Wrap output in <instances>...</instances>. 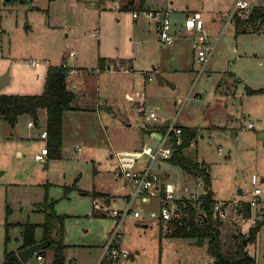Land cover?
Segmentation results:
<instances>
[{
    "label": "rangeland",
    "instance_id": "374dc122",
    "mask_svg": "<svg viewBox=\"0 0 264 264\" xmlns=\"http://www.w3.org/2000/svg\"><path fill=\"white\" fill-rule=\"evenodd\" d=\"M125 1L0 0V71L11 77L0 94H40L46 68L60 65L63 58L66 66H76L68 69L75 73L68 75L67 88L77 84V89H71L77 110L65 117L58 158L42 162L33 158L43 144L37 139L44 128L43 115L29 138L24 119L16 132L0 120V263L4 244L14 251L20 244L19 224L43 220L45 194L63 216L64 262L71 258L75 264H95L113 219L94 214L91 190L116 193L120 180L114 153L143 143L154 146L156 141L148 137L155 128L151 125L172 121L194 129L186 155L205 166L212 197L223 205L219 230L224 249H234L240 238L247 237L253 221L264 219V190L248 211L244 209L252 174L262 179L264 189V92L245 93L246 88H264V23L246 24L244 32L225 25L218 33L234 0H166L177 8L186 5L218 16L204 28L213 49L199 72L187 38H176L170 45L159 43L152 26L142 23L148 21L140 18L132 25L130 10L123 9ZM252 1L264 6V0ZM169 18L172 30H177L181 12H171ZM69 52L73 57H68ZM98 57L118 59L134 71L116 68L94 74ZM149 112L155 120L147 119ZM152 169L168 173L165 183L175 196L181 185L193 186L194 177L167 160L160 161L158 168L153 163ZM78 189L88 193L78 195ZM164 190L160 184L159 192ZM113 205L121 207L122 200ZM107 208L98 209L104 214ZM131 210L138 216L127 215L121 222L119 241L127 255L119 259L120 264H213L205 239L166 235L154 198L133 200ZM33 232L40 237L38 225ZM244 241V250L255 264L264 263V220L254 240ZM44 253L41 262L32 255L20 264H47L51 253Z\"/></svg>",
    "mask_w": 264,
    "mask_h": 264
},
{
    "label": "trees",
    "instance_id": "16d2710c",
    "mask_svg": "<svg viewBox=\"0 0 264 264\" xmlns=\"http://www.w3.org/2000/svg\"><path fill=\"white\" fill-rule=\"evenodd\" d=\"M52 1V0H49ZM131 4H125L126 9ZM264 23V6L257 5L251 9L239 12L234 19V28L242 29L245 25L260 26ZM102 59L97 60V68L102 66ZM68 69L60 64L57 66H48L44 73L42 91L38 95H4L0 94V120L4 121L10 128L16 122V118L20 115H27L34 125L37 124V111L44 110V131L46 132L45 146L47 147V155L49 158H58L60 156L61 145V115L64 111H75L76 107L72 106V102L76 95L66 88V77ZM264 92L263 89L250 90L246 88V94ZM181 131V143L176 145L174 138L171 140L172 152L168 162L177 165L182 171L190 176L200 177L204 183L205 193L200 195L199 208L204 212L200 214L199 223L191 220V215L196 211L195 204L185 199L176 200L175 203L183 212L178 221H169L166 224V235L170 237L192 238L196 241L206 240V252L212 259L213 264H255L254 257L247 254L244 250L247 242L253 241L263 222L262 220H254L253 225L248 229L247 237L240 238L236 242L234 249L225 250L220 240L219 224L220 220L212 218L211 208L214 198L209 189L210 178L205 166L190 159L184 152V148L189 142L195 138L193 129L187 127H179ZM164 130H160L163 133ZM92 196H101L104 199L107 194L92 191ZM163 194V193H162ZM54 200H47L45 194L42 201L43 220L40 223L24 222L20 225L21 244L19 248L26 247L37 242L33 238V230L36 225L41 229L39 241H48L44 247L35 254L43 256L45 250L50 251V261L47 264H63V250L66 245L62 237V218L53 209ZM245 210L248 211V204L244 203ZM96 214V213H94ZM98 215H103L99 213ZM54 230V236L51 232ZM7 236H4V242ZM14 250H6L5 244L2 251V260L0 264H20ZM264 264V263H263Z\"/></svg>",
    "mask_w": 264,
    "mask_h": 264
},
{
    "label": "built area",
    "instance_id": "2783aa9c",
    "mask_svg": "<svg viewBox=\"0 0 264 264\" xmlns=\"http://www.w3.org/2000/svg\"><path fill=\"white\" fill-rule=\"evenodd\" d=\"M139 2L140 0H132ZM257 3V2H256ZM251 0H234L229 9L225 25H234V19L239 12L251 9L257 4ZM259 5V4H258ZM113 9V6L112 8ZM130 18L133 21H138L140 18L151 22L155 28L157 40L164 45H170L173 40L172 36V22L170 21V12L166 9H148L137 5L129 8ZM181 28L185 31H192L197 34L195 41L192 43V50L195 51L194 62L199 65V72L202 71L208 58L211 56L213 45L208 43L206 36L203 33V23L197 15H186L181 22ZM71 56V53H69ZM36 66V63H32ZM120 69L118 62L113 64H102L96 72H110L114 69ZM198 72V73H199ZM149 79V78H148ZM147 119L155 120L153 112L147 114ZM27 127H34L35 125L30 120L26 123ZM250 128V125L247 126ZM148 137L155 140L156 144L151 146L149 144H141L139 148L133 150H121L114 153L115 165L119 176L118 191H123L125 196L122 198V206L105 207L106 216L113 219V225L106 233L105 240L101 246V253L95 264H118L121 257L127 255L124 248L118 245L121 231V222L127 216H138L136 210H131L133 200L140 202H147L150 198H154L158 203V218L164 222L178 221L181 219L183 212L179 209L176 200L185 199L188 202L195 204V213L191 215L193 222L199 223L201 220L200 214L204 213L199 208L200 195L205 193L204 183L200 177L193 180L192 188L186 185L179 187V195L175 196L171 191L164 188L163 194L160 191V181L158 171L152 169V164L156 163L159 167V162L167 160L171 155V140L174 138L176 145L180 144L181 131L178 126L174 125L172 121L165 126L164 132L157 134L151 131ZM38 139L46 141V132L41 130L38 134ZM193 141H190L188 146H191ZM185 147L184 150L187 148ZM47 156V147L45 144L34 153L33 158L36 161L42 162ZM250 184L252 189L248 192L250 199L247 201L249 206H253L257 197L263 192L262 179H257L254 174L250 176ZM200 189V190H199ZM183 193V194H182ZM99 208V206H98ZM212 218L222 220L225 216L223 205L220 202L214 201L212 208ZM36 261L41 262L42 256L33 254ZM63 264H72V262H63Z\"/></svg>",
    "mask_w": 264,
    "mask_h": 264
},
{
    "label": "crops",
    "instance_id": "0c3cea01",
    "mask_svg": "<svg viewBox=\"0 0 264 264\" xmlns=\"http://www.w3.org/2000/svg\"><path fill=\"white\" fill-rule=\"evenodd\" d=\"M252 1V0H251ZM253 2V1H252ZM124 3H126V5L129 3V4H131L130 6L131 7H136L137 5H141L142 7H145V8H148V9H166V10H168L170 13L171 12H178V11H180L181 12V19H183L186 15H188V16H192V15H197L200 19H201V21H202V23H203V33H204V35H205V31H204V28L208 25V24H212L213 23V19L215 18V19H217V14L213 11V12H211V13H209V12H203L202 10H200V9H193V8H191V7H188V6H186V5H184V7L182 8V7H176V6H174L170 1H166V0H157V1H155V2H153V4H150L149 2H147L146 0H140L139 2H136V1H132V0H126ZM123 3V4H124ZM69 4H71V5H73L72 6V8H75V5L73 4V3H71V2H69ZM92 5V7H93V4L91 3L90 4V6ZM231 6H232V3L230 4V7L228 8V9H230L231 8ZM126 9H129V7H127ZM182 9V10H181ZM227 9V10H228ZM229 11V10H228ZM228 13V12H227ZM227 15V14H226ZM180 19V20H181ZM225 19H226V17H225ZM225 19L222 21V22H220L219 23V25H218V33H220V32H222V29H223V27H224V23H225ZM146 21V20H145ZM142 23H144L145 25H151L152 26V30H153V32H154V35H155V38H156V40H157V36H156V31H155V28H154V26H153V24L151 23V22H144V21H142ZM174 23H175V21H174ZM137 24V21H133L132 20V25H136ZM229 26V25H228ZM232 29H234V25L232 26H230ZM245 31V27L244 28H242V32H244ZM234 32H235V29H234ZM90 36L93 38V39H96L97 40V35L96 34H90ZM172 36H173V40H175L176 38H187L189 41H190V46L192 45V43L195 41V39H196V36H197V34L195 33V32H192V31H185V30H183L182 28H181V22L179 23V25H178V27H177V30L176 29H174V30H172ZM206 36V35H205ZM191 50H192V48H191ZM193 52V51H192ZM69 53H71V56H69ZM68 53V57H73V53L72 52H69ZM98 59H102V63L103 64H106V63H108V64H113V63H115V62H118V64H119V66H120V71H122V68H125V69H123L124 71V73L125 72H127V71H131V72H133L134 70L132 69V67H129L128 65H127V63H126V65H124L123 63H122V61H120V60H118V59H115V60H112V59H109V60H104V58H101V57H98L97 58V60ZM193 60H194V57H193ZM61 64L62 65H64L67 69H71V68H75L76 66H73V67H68V66H66V61L64 60V58H63V61L61 62ZM96 69H97V64H96V67L95 68H93L92 69V71H93V73L94 74H96ZM2 72H3V70H1L0 71V75L2 74ZM71 73H72V75L75 73L74 71L72 72V71H68V73H67V77H68V75L70 76L71 75ZM99 73V72H98ZM44 77V76H43ZM67 77H66V80H67ZM147 80H148V77H147ZM10 81H11V77H10V75H8V82H7V84L5 85V86H7V85H9V83H10ZM67 83V82H66ZM67 85V84H66ZM5 86H3V87H5ZM3 87H1V88H3ZM66 88H67V86H66ZM173 88V87H172ZM68 89V88H67ZM75 90V89H77V84H71L70 85V89H68V90H70L72 93H74V91H72V90ZM250 90H252V89H250ZM75 94V93H74ZM138 108V110L140 109V107H137ZM72 113V111H64L63 113H62V115H61V140H62V136H63V131H64V120H65V117H66V115H69V114H71ZM41 115H43V118H44V120H45V112H44V110H38L37 111V123H39L40 122V118H41ZM21 119H24V121H25V129L28 131V133H25L26 135V138H29V137H31L32 135H34L33 133H32V131H33V128L32 127H27L26 126V123L28 122V121H30V118L27 116V115H20V116H18L17 118H16V122H15V124H14V126L12 127V128H10L13 132H16L17 131V129H16V127H17V125H19V123H20V121H22ZM36 126V125H35ZM165 126H166V124H156V125H151V127H155L154 128V130H152V131H155L157 134H159L160 133V130H164L165 129ZM44 127V126H43ZM179 127V126H178ZM44 129V128H43ZM189 129H192V128H189ZM194 130V129H193ZM21 138V137H20ZM38 139V138H37ZM37 141H39V140H37ZM43 144H45V141H42V140H40ZM193 141V140H192ZM43 144H41L40 145V147L41 146H43ZM126 150H129V149H126ZM36 151V150H35ZM20 152H17V154H19ZM185 154H186V150H185V152H184ZM46 159L48 160V159H53V158H49L48 157V155L46 156ZM55 159V158H54ZM191 159V158H190ZM192 160H194V161H196L197 162V160L196 159H192ZM185 173V172H184ZM187 174V173H186ZM158 175H160L162 178H161V180H160V184H163V186H164V188H166L167 190H169V191H171L172 192V190H171V188H170V185H168L167 183H165V178L168 176V173L167 174H165V173H158ZM187 175H189V174H187ZM117 178H119V176H118V173H117ZM190 176V175H189ZM190 177H192V176H190ZM159 179H160V177H159ZM196 178H194V180H195ZM183 185H185V184H183ZM73 186V185H72ZM68 189H70V187H68ZM79 190V193H78V195H86L87 193H88V190H84V189H78ZM68 191V190H67ZM92 191H95V190H91V192ZM97 192H98V190H96ZM102 193V192H101ZM105 194H107V197L104 199V197H101V196H92V194H91V197H92V199H91V210H93V212H95L96 214H99L100 213V211H99V209H98V206H105V207H108L109 205L110 206H114L113 204H114V201L115 200H117V199H121L122 200V198L125 196V194H124V192L122 191H120V192H118V190H117V192L116 193H106V192H104ZM119 197V198H118ZM100 198H103V200H100ZM48 200V199H47ZM101 201H103V203H101ZM109 206V207H110ZM41 210V209H40ZM104 212V214L103 215H105V211H103ZM222 222V220L220 221V223ZM63 235V234H62ZM40 236H41V233H40ZM33 238L36 240V241H39V239H40V237L39 238H36L35 236H34V232H33ZM190 239H192V238H190ZM20 244H21V240H20ZM19 244V245H20ZM66 245V244H65ZM118 245L120 246V247H122L123 248V246H122V244L120 243V241H119V243H118ZM67 246V245H66ZM101 246L102 245H100L99 247V251H98V253H97V258H96V261L98 260V258H99V256H100V253H101ZM16 249H18V247L16 248ZM65 249V248H64ZM125 249V248H124ZM64 251V250H63ZM128 255H129V253H128ZM64 257H65V255H64ZM126 258V257H125ZM27 261V260H26ZM25 261V262H26ZM24 262V263H25ZM66 262H72V264H75L74 263V261L71 259V258H68L67 259V261ZM65 263V262H64ZM96 263V262H95ZM118 264H120L119 263V261H118ZM123 264H125V263H123ZM263 264V263H262Z\"/></svg>",
    "mask_w": 264,
    "mask_h": 264
},
{
    "label": "water",
    "instance_id": "95a60500",
    "mask_svg": "<svg viewBox=\"0 0 264 264\" xmlns=\"http://www.w3.org/2000/svg\"><path fill=\"white\" fill-rule=\"evenodd\" d=\"M4 2H9V1H15V0H3ZM20 3H23L24 0H18ZM88 8H92L91 6H88ZM8 82V72H4L0 75V88L5 86ZM172 88V86H171ZM48 241H37L31 245H28L23 248L16 249L15 254L18 257L19 261L21 263H24L27 259H29L34 253H36L38 250L42 249L44 245ZM243 242H245L243 240Z\"/></svg>",
    "mask_w": 264,
    "mask_h": 264
}]
</instances>
